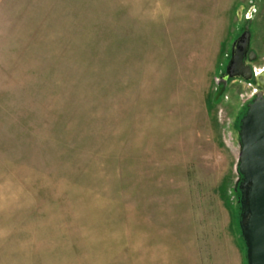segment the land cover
Instances as JSON below:
<instances>
[{
	"label": "rangeland",
	"instance_id": "374dc122",
	"mask_svg": "<svg viewBox=\"0 0 264 264\" xmlns=\"http://www.w3.org/2000/svg\"><path fill=\"white\" fill-rule=\"evenodd\" d=\"M243 30L258 75L264 0H0V264H108L111 218L158 178L237 237Z\"/></svg>",
	"mask_w": 264,
	"mask_h": 264
},
{
	"label": "crops",
	"instance_id": "0c3cea01",
	"mask_svg": "<svg viewBox=\"0 0 264 264\" xmlns=\"http://www.w3.org/2000/svg\"><path fill=\"white\" fill-rule=\"evenodd\" d=\"M140 182L146 181L142 178ZM165 183L181 188L163 191L160 187ZM149 184L155 186L152 194L126 203L125 209L111 218L108 264H246L238 241L241 237L231 232L223 202L227 216L222 224L201 227L199 212L204 213V221H214L215 213L206 207L194 209L186 179L158 178ZM224 184L217 187L221 200L224 193L220 186Z\"/></svg>",
	"mask_w": 264,
	"mask_h": 264
},
{
	"label": "water",
	"instance_id": "95a60500",
	"mask_svg": "<svg viewBox=\"0 0 264 264\" xmlns=\"http://www.w3.org/2000/svg\"><path fill=\"white\" fill-rule=\"evenodd\" d=\"M250 42L244 30L231 44V55L224 79L249 81L252 70L243 62ZM252 53V52H251ZM239 175L235 191L239 193V230L245 246L246 264H264V94L254 93L238 124Z\"/></svg>",
	"mask_w": 264,
	"mask_h": 264
},
{
	"label": "flooded vegetation",
	"instance_id": "af4514ba",
	"mask_svg": "<svg viewBox=\"0 0 264 264\" xmlns=\"http://www.w3.org/2000/svg\"><path fill=\"white\" fill-rule=\"evenodd\" d=\"M253 14V11H252V9H251V12H250V14H248V16H247V18H249V19H252V15ZM244 31V30H243ZM243 31H241V33L243 32ZM240 33V34H241ZM250 33V42H249V47H248V49H247V52H246V54H245V56H244V58H243V62L245 63V64H247V65H249L250 66V68H251V70H252V78H251V80H249V81H245V80H242V79H240V78H228V80H239V81H242V82H244V83H246V84H248L250 87H253V86H258L257 87V89H256V91H262L263 92V94H264V84L263 85H261V83H264V63H260L261 64V66H260V70H259V72H260V74H256L255 75V73H256V70H255V65H254V63H256V62H258V60H259V55H258V52L256 51V49L254 48H252V43L254 42V38H253V35H252V33H251V31L249 32ZM239 34V35H240ZM236 39V38H235ZM230 50H231V48H230ZM252 52V53H251ZM230 55H231V51H229V58L227 59V61L230 59ZM227 61H226V63H227ZM260 61V60H259ZM226 63H225V66H226ZM225 68V67H224ZM263 71V73H261ZM260 81V83H258ZM225 82H223V84H224ZM255 93V92H254ZM252 100V99H251ZM248 103V102H247ZM247 103H245L244 104V109H245V106L247 105ZM244 111V110H243Z\"/></svg>",
	"mask_w": 264,
	"mask_h": 264
},
{
	"label": "trees",
	"instance_id": "16d2710c",
	"mask_svg": "<svg viewBox=\"0 0 264 264\" xmlns=\"http://www.w3.org/2000/svg\"><path fill=\"white\" fill-rule=\"evenodd\" d=\"M243 112H244V111H243ZM243 112H242V113H243ZM238 194H239V193L237 192V194H236V195H238ZM238 231H239V230H238ZM239 234H240V233H239ZM240 237H241V236H240Z\"/></svg>",
	"mask_w": 264,
	"mask_h": 264
},
{
	"label": "bare ground",
	"instance_id": "6f19581e",
	"mask_svg": "<svg viewBox=\"0 0 264 264\" xmlns=\"http://www.w3.org/2000/svg\"><path fill=\"white\" fill-rule=\"evenodd\" d=\"M258 83H260V81L258 82ZM264 83H261V85H263Z\"/></svg>",
	"mask_w": 264,
	"mask_h": 264
}]
</instances>
